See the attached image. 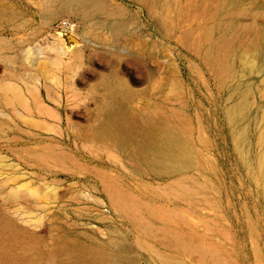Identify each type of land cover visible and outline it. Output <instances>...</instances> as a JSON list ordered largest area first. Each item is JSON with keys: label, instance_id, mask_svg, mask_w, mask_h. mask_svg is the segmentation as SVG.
I'll list each match as a JSON object with an SVG mask.
<instances>
[{"label": "rangeland", "instance_id": "374dc122", "mask_svg": "<svg viewBox=\"0 0 264 264\" xmlns=\"http://www.w3.org/2000/svg\"><path fill=\"white\" fill-rule=\"evenodd\" d=\"M156 114L192 163L140 159ZM114 261L264 264V0H0V264Z\"/></svg>", "mask_w": 264, "mask_h": 264}, {"label": "bare ground", "instance_id": "6f19581e", "mask_svg": "<svg viewBox=\"0 0 264 264\" xmlns=\"http://www.w3.org/2000/svg\"><path fill=\"white\" fill-rule=\"evenodd\" d=\"M77 7V4L72 5L71 9L74 11ZM258 36L259 35H255L252 41H250L249 43L244 42L243 45L248 44L249 46H255V40L258 38ZM65 54L67 55L66 50ZM247 106L248 103L246 100L241 101L238 106L233 108L231 112L232 117L237 118L238 116H240L247 108ZM166 121L167 120L165 119V117H161L156 114L155 116L148 118L143 126V129L145 131L139 150V156L150 170H157L158 166L163 167V169L165 170H175L179 169L180 167L186 166L189 163H192V159L189 156V146L183 143L174 133V131H170L168 128L166 129V125H168ZM137 127L138 126L136 125V122H134V120H128L116 114L111 115V112L109 111L107 112V119L101 125L100 129L103 130L108 137L113 138L117 141H124L125 139L133 136L137 129H139ZM19 192L17 191V196ZM30 192L31 195L33 194L32 192H34L35 195V191ZM20 194L18 197H22ZM22 195L24 197L23 193ZM17 233H19L18 235L24 234V232L21 230ZM72 253L76 258L79 259H82L87 254L86 249L79 246H72ZM94 254L95 253H93L92 255Z\"/></svg>", "mask_w": 264, "mask_h": 264}, {"label": "built area", "instance_id": "2783aa9c", "mask_svg": "<svg viewBox=\"0 0 264 264\" xmlns=\"http://www.w3.org/2000/svg\"><path fill=\"white\" fill-rule=\"evenodd\" d=\"M78 28V24L75 20L64 19L61 20L57 25V30L59 33H64L65 35H72Z\"/></svg>", "mask_w": 264, "mask_h": 264}, {"label": "crops", "instance_id": "0c3cea01", "mask_svg": "<svg viewBox=\"0 0 264 264\" xmlns=\"http://www.w3.org/2000/svg\"><path fill=\"white\" fill-rule=\"evenodd\" d=\"M58 17V15H50L47 19H46V24H48L47 22H51L52 20H55L56 18ZM55 90L58 94H61L62 93V88L56 86L55 87Z\"/></svg>", "mask_w": 264, "mask_h": 264}]
</instances>
